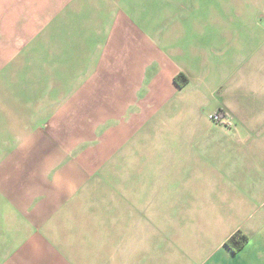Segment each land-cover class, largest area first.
Returning a JSON list of instances; mask_svg holds the SVG:
<instances>
[{
    "label": "crops",
    "instance_id": "crops-1",
    "mask_svg": "<svg viewBox=\"0 0 264 264\" xmlns=\"http://www.w3.org/2000/svg\"><path fill=\"white\" fill-rule=\"evenodd\" d=\"M0 264H264V0H0Z\"/></svg>",
    "mask_w": 264,
    "mask_h": 264
},
{
    "label": "built area",
    "instance_id": "built-area-1",
    "mask_svg": "<svg viewBox=\"0 0 264 264\" xmlns=\"http://www.w3.org/2000/svg\"><path fill=\"white\" fill-rule=\"evenodd\" d=\"M211 121L228 129L233 127V120L221 111H215L209 115Z\"/></svg>",
    "mask_w": 264,
    "mask_h": 264
},
{
    "label": "trees",
    "instance_id": "trees-1",
    "mask_svg": "<svg viewBox=\"0 0 264 264\" xmlns=\"http://www.w3.org/2000/svg\"><path fill=\"white\" fill-rule=\"evenodd\" d=\"M177 80V78H176ZM247 241V236L240 233H235L227 241L226 245L233 251L239 250Z\"/></svg>",
    "mask_w": 264,
    "mask_h": 264
},
{
    "label": "rangeland",
    "instance_id": "rangeland-1",
    "mask_svg": "<svg viewBox=\"0 0 264 264\" xmlns=\"http://www.w3.org/2000/svg\"><path fill=\"white\" fill-rule=\"evenodd\" d=\"M111 171V170H110ZM97 180H95L93 183L94 185L97 186V188L99 189L102 185H105L106 187H108L109 185H112L113 184V181H114V177L112 175H103V176H97L96 178ZM111 193H105V195H109ZM96 198L97 197V194L95 196Z\"/></svg>",
    "mask_w": 264,
    "mask_h": 264
}]
</instances>
